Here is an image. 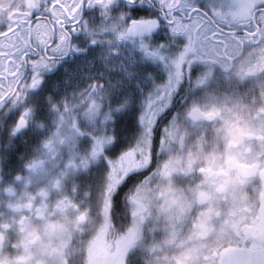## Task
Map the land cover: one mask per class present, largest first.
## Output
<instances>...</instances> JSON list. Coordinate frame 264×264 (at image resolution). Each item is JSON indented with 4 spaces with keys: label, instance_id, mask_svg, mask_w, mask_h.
<instances>
[{
    "label": "snow or ice",
    "instance_id": "6c2138e0",
    "mask_svg": "<svg viewBox=\"0 0 264 264\" xmlns=\"http://www.w3.org/2000/svg\"><path fill=\"white\" fill-rule=\"evenodd\" d=\"M12 2L0 264H264V0Z\"/></svg>",
    "mask_w": 264,
    "mask_h": 264
},
{
    "label": "flooded vegetation",
    "instance_id": "af4514ba",
    "mask_svg": "<svg viewBox=\"0 0 264 264\" xmlns=\"http://www.w3.org/2000/svg\"><path fill=\"white\" fill-rule=\"evenodd\" d=\"M18 2V0H13L12 4H11V11H16V3ZM11 11L9 12V14H11ZM247 150V149H245ZM252 194V187H249L248 189H246V191L244 192L243 195H245L246 197L251 196Z\"/></svg>",
    "mask_w": 264,
    "mask_h": 264
}]
</instances>
